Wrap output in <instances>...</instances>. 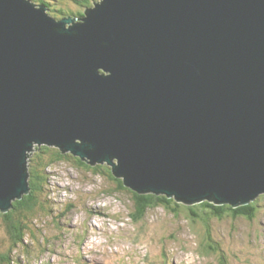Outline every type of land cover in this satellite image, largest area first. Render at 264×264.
Segmentation results:
<instances>
[{
  "label": "water",
  "instance_id": "water-1",
  "mask_svg": "<svg viewBox=\"0 0 264 264\" xmlns=\"http://www.w3.org/2000/svg\"><path fill=\"white\" fill-rule=\"evenodd\" d=\"M93 3L0 0V211L34 145L186 205L264 194V0Z\"/></svg>",
  "mask_w": 264,
  "mask_h": 264
},
{
  "label": "rangeland",
  "instance_id": "rangeland-1",
  "mask_svg": "<svg viewBox=\"0 0 264 264\" xmlns=\"http://www.w3.org/2000/svg\"><path fill=\"white\" fill-rule=\"evenodd\" d=\"M63 2L64 8H78L72 0ZM100 171L71 158L48 168L44 210L27 221L32 235L11 247L0 223V255L11 260L0 264H220L221 254L226 264H264V194L252 219L210 216L206 226L186 209L175 214L156 207L134 222L130 188L118 189L116 179L122 178Z\"/></svg>",
  "mask_w": 264,
  "mask_h": 264
},
{
  "label": "trees",
  "instance_id": "trees-1",
  "mask_svg": "<svg viewBox=\"0 0 264 264\" xmlns=\"http://www.w3.org/2000/svg\"><path fill=\"white\" fill-rule=\"evenodd\" d=\"M53 2H47V0H31L32 3L37 5L41 4L46 7L49 14L55 19H60L62 16H73L81 17L83 10H80L81 6L85 4H91L92 0H72V2L78 7L77 9L64 8L63 0H52ZM87 7V6H85ZM31 161L28 164V182H29V193L23 195L19 200H14L12 203V208L6 213L0 211V223L4 226L7 235L9 237L11 247H15L18 244H23L24 238L28 234L32 235V229L27 224L29 218L32 217L35 212L44 210L45 198L41 199V195L47 190V169L51 168L54 164L61 162L63 160L68 161L71 158L76 165H82L92 170H101L100 172L107 174L112 179L114 176L110 174L111 167L107 164H97L95 166H90L82 161L79 157L73 156L70 153H62L56 147L41 145L37 146L35 149ZM99 172V173H100ZM112 173V172H111ZM118 184V189H126L123 181L121 179H116ZM133 193L134 202V212L130 214L134 222L141 221L146 212L149 209H154L156 207H163L164 209L170 211L171 213H179L181 210H188L190 214L198 216L203 224L208 225V219L212 217H223L224 215L231 216L232 218L246 217L252 219L256 212L258 211V200L251 201L249 204L240 205L237 207H231L230 205H216L210 201H203L195 205H183L177 202L174 198H168L165 195H156L153 193L139 194L131 189L129 190ZM262 195V194H261ZM260 196V195H259ZM264 195H262L263 197ZM199 210V212H198ZM47 215V214H45ZM208 232V231H207ZM208 239L212 242V239L208 235ZM207 239V240H208ZM210 246V244H209ZM213 250V247H209ZM5 254L0 255V262H8L4 258ZM220 264H226L225 258L221 254Z\"/></svg>",
  "mask_w": 264,
  "mask_h": 264
},
{
  "label": "clouds",
  "instance_id": "clouds-1",
  "mask_svg": "<svg viewBox=\"0 0 264 264\" xmlns=\"http://www.w3.org/2000/svg\"><path fill=\"white\" fill-rule=\"evenodd\" d=\"M93 2H94V1H92V3H93ZM92 3H91V4H92ZM40 5H41V4H40ZM83 11H84V10H83ZM132 191H133V190H132ZM206 201H207V200H206ZM185 205H186V204H185ZM194 205H195V204H194Z\"/></svg>",
  "mask_w": 264,
  "mask_h": 264
},
{
  "label": "bare ground",
  "instance_id": "bare-ground-1",
  "mask_svg": "<svg viewBox=\"0 0 264 264\" xmlns=\"http://www.w3.org/2000/svg\"><path fill=\"white\" fill-rule=\"evenodd\" d=\"M54 18V17H53ZM60 19H62V17L60 18ZM112 171V170H111Z\"/></svg>",
  "mask_w": 264,
  "mask_h": 264
}]
</instances>
